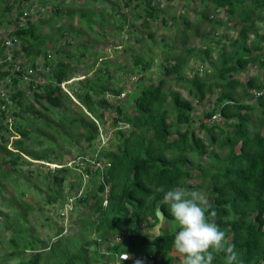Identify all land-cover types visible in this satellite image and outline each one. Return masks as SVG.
I'll return each instance as SVG.
<instances>
[{
  "label": "trees",
  "instance_id": "16d2710c",
  "mask_svg": "<svg viewBox=\"0 0 264 264\" xmlns=\"http://www.w3.org/2000/svg\"><path fill=\"white\" fill-rule=\"evenodd\" d=\"M25 1L27 7L20 11V14L28 20L36 15V19L21 26L18 25L20 22L18 17L15 28L8 33L9 41L14 45V59L11 64L3 57L0 63V81L6 84L5 78L10 75V83L14 87L18 82H29L28 89L32 91L33 102L38 104L39 109L31 103L24 106V115L14 109L9 113L12 123L10 124L8 120L6 125L1 124V120L4 119L3 114L0 115V141L4 143L8 141L9 136L5 137L2 134L6 127L16 137L12 143L14 150L0 146V150L6 153L7 158L0 163V171L4 168L19 175L22 172L20 164L23 161L30 165L33 161L48 160L51 158L50 154L61 150L52 145L56 143L55 137L43 130L29 127L24 116L30 115L32 125L42 122L46 128L53 129L60 140L75 143L74 147L83 141L86 149L94 155L92 160L101 163V166L96 167L94 164L91 165L90 161V164L85 161V165L79 167L80 175L85 174L88 177L91 175L95 178L92 186L85 193L81 192L80 197L77 198L76 193V186L79 184L78 174L73 176L75 180L70 182L69 186L70 191L74 193L73 206L81 205L89 216L86 221L88 223L85 222V228H82L83 231L86 230L89 235L98 233L108 242L117 237L124 238V243L113 248L114 251L122 254H145L149 256V261L155 264L168 263L170 253L174 250V237L179 226L174 231L163 233L156 238L145 234L143 229L157 224V208L164 214L165 222H175L168 205L162 204L163 196L173 188L184 187L188 190L201 191L207 197L211 205L208 214L216 212L215 223L226 233L230 243L235 245L242 264H264V72L257 73L245 82L239 79L243 71L256 65L264 68L262 53H259L264 42V32L260 33L256 24L258 9H261V18L264 19V0H197L193 12L199 18L202 17V21L212 25L207 33H199L195 28L197 26L192 27V34L203 42L201 45L205 48L200 47V50L188 48L183 56L165 57L166 65L169 61H174V64L170 66L160 64L161 77L157 82L148 83L143 74L148 70V64L139 54L135 55L133 64L140 68L135 84L137 93L131 98L133 108L130 113L125 112L122 105H113L106 98L107 92L119 96L124 89L120 85H116L114 89L109 83L114 77V72L119 74V65L114 71L110 69L109 62L101 61L97 68L94 62L90 68L85 69L92 74L84 79L79 89L71 90V96L76 97L78 101V114L70 113V109L67 108L71 104L70 98L59 84L70 79L68 77L72 74L70 71L77 63L80 64L81 59L86 58L88 51L90 52L89 45L92 41L87 37L88 31L84 30L83 26L90 31L95 23L96 29H103V26L111 27L112 32L121 31V41L128 42L131 34L128 13L118 12L119 3L109 0L98 2L109 3L111 9L118 12L116 15L107 12L103 6L98 10L93 5L94 0ZM131 1L133 0H123L119 6L121 9L129 7ZM181 1H185L183 4L185 6L189 0ZM13 2L19 3L18 0ZM141 4L145 16H142L138 9ZM159 6L158 0H134L133 13H136L138 17L136 19L141 22L138 30L135 27L130 30L135 37L142 38L140 29H144L145 38L150 44L158 43L163 50L171 53L173 47L167 43L166 37L157 36L149 31L150 21L157 19L163 10ZM12 7H5L1 13L7 15ZM211 7L213 14L208 13ZM248 7L250 10H247ZM45 9H48V12ZM239 9L240 17H237V22L229 28L235 29V38L229 37V46H226L225 43H221L222 34L219 35L217 31L214 33L216 28L222 26V21L215 18L222 10H227L230 18H235ZM3 15H0V18L3 19ZM62 16L71 18L72 22L75 21L79 29H76L72 22L67 25L65 23L56 25L55 21H59ZM180 18L183 23L179 30L175 29L174 35L179 36L180 33L184 44L190 36L186 27L189 22L184 17ZM160 20L163 25L169 21L167 17H161ZM170 23L174 28L177 25V18L173 17ZM44 25L49 27L39 34L38 31ZM170 25L167 27L171 28ZM104 33L103 30L102 35ZM61 39H64L63 43L57 45ZM0 43V50H4L6 42L1 39ZM33 48L35 52L32 51ZM44 48L56 55V59L51 64L48 63L49 66L45 61H49L48 57L51 55H46ZM62 51L65 53L60 56ZM75 51L78 53V60L74 56L77 55ZM21 54L31 61V65L28 64L29 61H26L28 63L15 61V56ZM94 55L95 53H92V56ZM196 57L200 62L208 63L210 71L206 70L202 74L196 67L194 69L189 63ZM38 58L43 60L42 63L45 64L43 66H47L46 70L50 72L47 82L36 86L37 92L32 89L33 80L27 79L25 69L33 72L35 69L43 68L38 67ZM151 58L149 64L152 62ZM67 60L75 62V65L71 67ZM3 67L5 69H2ZM130 72L135 73L133 69ZM123 74L122 71L121 76L125 77ZM167 79L174 82L175 88L185 90L189 98L183 97L180 91L174 90L172 86H167ZM254 92L261 94L254 98ZM213 95L215 97L211 98ZM21 97L22 99L24 97L23 89H16L11 93L10 100L19 107L23 104L22 99L19 100ZM206 98L213 104V108L197 116V106H194L193 102L200 104ZM2 103L0 97V104ZM107 107H113L116 112V117L112 120L114 125L123 122L131 126L128 133L117 127L114 144H108L110 149H106L108 145L102 144L99 138L103 113H98V110ZM54 109L62 113L63 117L60 116L57 121L46 119L45 112ZM214 114L220 115L226 127H221L215 122L209 124ZM195 122H198L197 127L201 136H198L195 130ZM29 135L33 137H28ZM32 138L36 139L37 144L47 142L49 145L36 150L31 144L26 143L27 139ZM71 139L74 142H71ZM94 144H98L97 148H94ZM60 157L61 155L57 153V157L53 156V159L57 158L61 163ZM82 158L83 156L79 155V160ZM2 164L6 166L1 167ZM58 165L60 168L48 169L43 176L47 181V184L43 182V185L49 191L47 203L57 202L58 194L53 192H56V188H63L66 175L69 174L65 165ZM105 185H109L110 190L107 204L103 206L101 194ZM36 193L32 205L25 210L30 211L34 202L40 198L38 191ZM0 203L5 206L3 201ZM22 204L23 201L20 202L17 212H14L16 217L23 212L20 209L23 207ZM4 213L5 209L0 208L1 224H4ZM14 224L15 222L6 226V229L12 232L8 240L10 251L0 250L2 253L0 264H9L8 259L20 256V251L16 249L19 246L18 242L23 241H26L23 245L26 252L34 255L29 256L27 260L19 259L16 264H92L100 260L88 254L87 246L90 239L87 237L82 241L78 240V233L75 234V231L70 238L64 241L57 240L47 247L36 237L29 239H26L25 235L21 237ZM59 234L61 236V233ZM125 235L128 237L125 238ZM36 245H40L41 249L48 248L43 262L40 253L36 252ZM225 262V254H215L213 264Z\"/></svg>",
  "mask_w": 264,
  "mask_h": 264
},
{
  "label": "rangeland",
  "instance_id": "374dc122",
  "mask_svg": "<svg viewBox=\"0 0 264 264\" xmlns=\"http://www.w3.org/2000/svg\"><path fill=\"white\" fill-rule=\"evenodd\" d=\"M18 1L19 3L16 4L13 2V0H0V15H3L1 12L4 11L5 7L7 6L14 7V8L12 7V9L9 10L7 15L5 16L3 15V19L0 18V40L3 39L7 43L9 41L8 33L15 28V25H16L15 21L18 20V17H20V22H18V25H21V26H24L28 22H33L36 19V15L32 16L31 19L28 20L24 15L20 14V11H23L24 9H26L27 2L25 0H18ZM109 1L117 2L119 3L120 6L123 3V0H109ZM158 1L160 3L159 8H162L163 10L157 19L153 20V22L150 21L149 31L152 33H155L157 36L164 35L166 37L167 43H169L173 47V50L171 53L168 50H163V48H161L158 43H156L155 45L150 44V42H148V40L145 38L146 32L144 29H140V32L142 33V36H143L142 38H137V36L135 37L133 35L130 29L133 30L135 27L138 30L139 22H141L138 19H136L138 18L136 13L135 14L133 13L134 8L132 6H133L134 0L129 3V7H122L121 9V7L117 5V7L119 8V11L118 9L116 10L120 12L121 14L128 13L127 20L129 23L128 25L130 26L129 32L131 33L129 35L130 41L128 42L121 41L120 40L121 31H117V33L112 32L110 30L111 27H108V26H103V29H96L95 24L97 23H95L94 28L92 27V31L88 30L87 28L83 26V29L88 31L87 37L91 39L92 43L89 45L90 52L88 51L86 53V58L81 59L80 64L77 63L76 66L70 71L72 72V74H70L68 77L72 80V83L69 84L67 87L66 85L64 86L66 91L69 92V94H66V93L64 94H66L68 98H70V101H71V104L69 105V107H67L68 109H70L69 110L70 113L78 114V101L76 97L71 96V90L77 89V88L79 89V87L85 81L84 79H87L92 74V72L87 71L85 69H87V67H89L90 65L92 66L94 62H96L95 64L96 68L97 66L101 65L102 63L101 61H105V63L109 62L110 69L114 71L117 70L118 67L116 66L119 65L120 67L118 68V70L120 71L119 74L114 72V77L110 80L109 83H110V87L114 89L116 85L123 86L124 89L122 90V93L119 96H114L110 94L109 92H107L106 98L113 105H118V104L122 105L124 107V111L130 113L132 112V108H133V103H132L131 98L137 93L136 88H135V84H136L135 79L139 76L138 70L140 68V67H135L133 64L135 55L139 54L144 59L146 64H148V67H147L148 70L145 73H143L145 76V79L147 80L146 83L150 81L157 82L158 79L161 77L160 74H162L161 73L162 69H161L160 64L161 65L166 64L164 60L165 57H168L169 55L183 56L186 49L193 47V46L197 48V46H201V44H203V42L199 40L195 36V34H192L193 33L192 27L197 26L195 28L199 33H207L208 29L212 28V25H210L209 23L205 21H202L203 18L201 17L200 19L199 16L193 12V7L196 5L197 0H193V1L189 0L186 2L187 5L185 6L183 5L185 1H181V0H175L173 2L172 1L170 2L168 0H158ZM93 5H95L98 10H101L103 6V8H105L107 12H113L115 13V15L118 13V12H114L111 9L112 6L109 5V3H107L106 1L104 3H99L98 0H94ZM142 6L143 4H141V6H139L138 9L141 15L145 16V11L142 8ZM64 10L65 8L63 9V11ZM247 10H250V7H248ZM46 11L48 12V9ZM212 11H213V8L211 7L208 13L213 14ZM260 11L261 9H258L256 13V15H258L257 20L259 19L258 21L256 20V24L258 28L260 29L259 32L263 33L264 32V19L261 18ZM240 15H241V9L237 11L235 18H232L231 20H226L228 17L227 12L220 11L218 12V17H216L215 19L226 21V23L219 21L223 25L220 27L225 29L227 28L226 24L228 22H229L228 26L233 25L234 22L236 23L237 17H240ZM180 16L186 18L189 22L186 25V27L188 28L187 34H189L190 37L189 39H187V41H185L183 46L180 44V41H181L180 33H178L179 36L174 35L175 29L179 30L180 29L179 27L183 23L181 22L182 20ZM161 17L168 18L169 21L167 22L166 25H163L164 23L160 20ZM173 17L177 18V25H175L174 28L170 25L171 24L170 21L173 20ZM71 22H72V19L66 16H62L59 21H55V23H57L56 25H58L59 23H65L67 25ZM72 25L76 27V29H79L75 21L72 22ZM168 25H170L171 28H168L167 27ZM48 27H49L48 25H44L43 28H41L38 31L39 34H41L40 32L43 33L45 29H47ZM218 28L214 30V33L216 32ZM125 29L126 27L124 26L123 30ZM103 30L105 31V33L102 35ZM52 33L53 32L51 31V34ZM210 35H208V37H210ZM63 41L64 39H61V41L58 42L57 45H61ZM0 49H1V43H0ZM43 50L46 55L48 54L51 55L50 57H48L49 61L47 60L45 61L47 65L48 63L51 64L53 60L56 59L55 53L51 50L46 51L47 50L46 48H44ZM32 51L35 52V48H33ZM49 51H51V53ZM0 52H1L0 54V63H1V61L3 60V57H5L8 51L0 50ZM64 53L65 51H62L60 56H62ZM92 53L93 54L95 53V55L92 56ZM76 54L77 55H74V54L73 55L76 57V60H78L77 59L78 53L76 52ZM17 56L18 57L15 56L16 62L21 61L25 63L26 61H29V63L28 62L26 63L31 65V61L27 59L24 54L17 55ZM40 57H42V55ZM148 57L150 58L152 57L151 58L152 62L150 64H149L150 58L148 59ZM262 58H264V55H262ZM61 60H63V58ZM42 61L43 60L38 58L37 63H38L39 68L45 65L42 63ZM67 61L70 62L71 67L75 65V62L71 60H67ZM46 67L47 66L45 67L43 66V68L40 70L35 69L33 70V72H30V69L29 70L25 69V72L27 74V79L33 80V88L37 92H38V89L36 88V86L45 84V82H47V79L49 77L50 71L49 70L46 71L45 69ZM2 69H5V67H3ZM131 69L135 71L134 74L130 72ZM122 71L124 72L123 75L125 77L121 76ZM260 72H264V68L260 67L259 65H256L252 67L251 69L243 71V74H241L240 77L237 76V78L239 77V79L241 78L240 80L245 82L247 79H249L250 77ZM39 76L41 77V79H38ZM95 84L97 85V82H95ZM0 86L4 87L5 94L12 93L16 89H23L24 97L23 99L22 97L19 99V100L22 99V103H23L21 106H19V112L22 115L25 114L23 112V109L27 103H31L35 107H37V109H39L38 104H36V102H33L32 91H29L28 89L29 82L27 81L18 82L16 87H14L12 83L6 82L5 84L4 81L2 82L0 81ZM167 86H173V81L170 79H167ZM25 92L27 95H25ZM214 97H215L214 95L211 96V98H214ZM186 98L188 99L189 97H186ZM193 103H194V106H197L196 107L197 116L201 115L203 112H208L213 108V104L211 102H208V98H206L200 104H197L195 102ZM101 112L103 113V123L100 125V129H99L100 131L99 138L101 140V143H105L106 146L108 144L110 145V143L114 144L115 142L114 133L117 130V127L122 129L126 133H128L131 130V126L129 124H127L124 127L125 124L123 122H120L118 125H114L112 123V120L116 117V112L114 111L113 107L99 109L98 113H101ZM45 116H46V119L57 121V119L60 116L63 117V114L58 113V110L54 109L51 112L50 111L45 112ZM24 118H26V123L29 124V127L32 126L34 129L43 130L49 133L50 135H52L53 137H55L56 143L52 145H55L58 149H61L60 151L57 152L61 155V157L59 158L61 163H59L57 158L56 160L53 159V156L57 157V153L54 152L53 154H50L51 158L48 160L39 161V162L33 161V163H31L30 165H28L26 161H23L20 164V167L22 168V172L19 175H16L15 172L11 173L10 170H6L4 168L1 169L0 171V179H1L0 180V188H1L0 199L2 200H0V202L3 201L6 207L0 203V208L5 209V213H4L5 220L3 222L4 224H1L2 221L0 220V239H2V241L0 242L1 244L0 250H3L4 252L10 251L9 246H8V240L10 239L12 232L7 230L6 226H10L11 224H13V222H15L14 225L16 226L18 233L20 231L21 237L24 235L26 239L36 237L41 242L45 243V246L47 247L48 245H50V243L52 242L54 243L57 240L64 241L66 240V238H70L73 231H75V234L78 233V240L82 241L83 239H86L87 237L89 240L93 233L89 235L86 230L84 231L82 230V228H85L84 224L89 217L86 209L82 207L81 205L78 206V204L75 206H72L70 217H68L70 209H67L65 205L69 203V199L72 196H74V193L71 191H69L68 193H65L63 189L68 188L70 182H73L75 180L73 176L78 174L79 184L76 186V191H77L76 193L78 197H79V191L83 193H85V191H88L89 187L92 186L93 180H95V178L91 175H89V177L86 176L85 174L80 175L79 170H81V168L79 167L84 166L85 161L86 162L91 161L92 156L94 155L86 149L83 141L74 147L75 143H70L69 141L66 142V141L60 140L59 137H56L54 130L50 128H46L42 122H39V123L36 122L32 125V119L30 115L26 114ZM195 123H196L194 126L195 130L198 133V136H201L202 134H200L201 132H199V128L197 127L198 122H195ZM1 124L2 125L4 124L3 121ZM219 126L226 127V125H223V122L220 123ZM2 134L5 137L9 136V140L7 143H2V145L0 146L5 147L7 149L14 150L15 147L11 143L14 142L16 137L13 136V132L9 131V128L6 127L2 131ZM28 137H33V136L29 135ZM70 141L74 142L73 139H71ZM8 143L10 145H8ZM26 143L31 144L32 147H34L36 150L47 147L49 145L47 142H43L42 144H37L35 138H32L31 140L27 139ZM97 145L98 144H94V148L95 147L97 148ZM109 145L106 149H110ZM49 147H54V146H49ZM78 147H79V150H78ZM79 155L83 156V158L80 160H79ZM5 156H6V153L0 150V163H3L2 161L4 159H7ZM58 164L65 165L64 167L68 169L69 174L66 175V181H65L63 188L62 189L56 188V192H53V193H56V195L58 194L57 202L47 203L49 191L43 185V182L47 184V181L44 180L43 176L46 175V173L48 172V169L59 167ZM5 166H6L5 164L1 165V167H5ZM92 170L94 169L92 168ZM36 191H38V193L40 194V198H38V200L34 202L32 209L30 211L25 210V209H29L30 206L32 205V201H34L37 195ZM21 195L23 196L21 197ZM19 196H20V199H18ZM21 201H23V204H22L23 207H21L20 209L23 212L19 214L18 217H16L14 212H17V208L20 207ZM65 211L67 215L65 216V214H63V216L59 218V212L61 214V213H64ZM176 227H177L176 222L167 221L163 225L162 230L163 231L164 230L174 231ZM76 228L78 229L75 230ZM59 233H61V236H60L61 238H59V235H60ZM26 234L28 235L26 236ZM25 242L26 241L18 242L19 246H17V249H16L20 251L19 253L20 257L23 258V260H27L29 256L34 255L30 252H26L25 248H23V245L25 244ZM80 245L81 244H79L78 247H80ZM35 248L37 250L36 252L40 253V256L42 258L41 261L43 262L47 254V250L41 249L40 245H36ZM23 251L25 253H23ZM0 254L2 255L1 252ZM88 254L91 256L92 253L89 252ZM141 256L142 254L135 253V255L130 256L131 258L128 259L127 261L121 259L119 260V263L137 264V261H139L141 264L142 263ZM123 258L125 259V257ZM17 261L18 259H16V257L7 260L9 264L15 263ZM103 261L105 260L103 259ZM92 264H107V263L97 261V262H93Z\"/></svg>",
  "mask_w": 264,
  "mask_h": 264
},
{
  "label": "clouds",
  "instance_id": "9594fccd",
  "mask_svg": "<svg viewBox=\"0 0 264 264\" xmlns=\"http://www.w3.org/2000/svg\"><path fill=\"white\" fill-rule=\"evenodd\" d=\"M222 11L224 12L225 10H222ZM225 12H227L228 14L227 10ZM231 19L232 18H230L228 14V17L226 20H231ZM222 22L226 23V21H222ZM228 24L229 22L226 24L227 28L223 29L219 26V28L216 30L219 35L222 34L223 38H221V43H225L226 46H229V41H228L229 37L231 39L235 38V34H234L235 29L234 30L229 29L230 27L234 26V23L231 26H228ZM215 35L218 36L217 34ZM182 41L184 40L181 38L180 44L183 46L184 44L182 43ZM5 46L6 47L4 48V50L8 51L7 44H5ZM10 47H13L14 49L13 44ZM200 47L203 49L205 48L202 45L197 46V48L196 47H190V48H195L197 50H200ZM262 47L263 49H261L259 53L260 54L262 53V55H264V42L262 43ZM13 49L11 51H8L11 54L10 59H8L7 54L4 57L8 61H10L9 63L11 64H13L12 61L14 59ZM262 60H264V58H262ZM192 62H194L192 67L194 69L196 67L198 69L197 71H199L200 73L203 74L204 71L206 70L210 71L209 66H207L208 63L200 62L197 57L195 59H192ZM173 64H174V61H169V63L167 65L165 64L164 66H170ZM138 77L135 79L136 81ZM5 81L9 83L11 82L10 75H8V77L5 78ZM71 83H72V80L69 79L68 81L62 82L61 84H59V86L61 87L62 90H64L61 85H64V86L66 85L67 87ZM32 89L35 90L34 88ZM0 90L2 91V93H0V97L2 98V102H3L2 104H0V115L3 114L2 118L4 119L1 121H3V123L6 125L7 119H9V113L12 112L15 107H16L15 109L19 111V107L13 101L10 100L11 93L5 94L4 87L2 86L0 87ZM64 92L69 94V92L66 91V89L64 90ZM256 93H259V95L261 94L260 92H254V98H257L259 96V95L256 96L255 95ZM2 107H4V109H2ZM215 115L219 116V121L215 123L220 125V123H222L221 117L219 114H214L213 116ZM212 118L211 120H209V124L213 123ZM125 126L126 125H124V127ZM8 140H9V137H8ZM2 143H4V141H0V145H2ZM102 144H105V143H102ZM8 145L10 144L8 143ZM90 162H91V165L94 164L96 167L101 166V163L96 160H91ZM56 168H60V166ZM56 168H53V169H56ZM69 191H70V186L64 189L65 193H68ZM80 196H81V191H79V197ZM71 198L74 199V196H72ZM77 198H78V195H77ZM68 204L69 203L65 205L66 208ZM162 204L168 205V209L171 213V216L174 218L176 224L179 226V230L177 231L174 237V250H175V253L178 255V257L180 258V264H213V261L215 259V254L217 253L225 254V257H226L225 264H242L235 250V245L230 243V240L227 237L226 233L222 231L218 227V225L215 223V218L217 215L216 212L212 211L210 214H208L209 208L211 207V205L209 204L207 197L201 191L188 190L184 187H176L166 192V194L163 196ZM72 206H73V202L71 203L70 212L68 214V217H70ZM157 212H158V215L161 217V219H166L164 218L163 213L161 212L160 209H158ZM61 217L62 216L59 212V218ZM153 230L157 232L156 227H154ZM94 237L100 238L102 242L98 243L97 241L94 240ZM111 243L112 241L108 242V240L106 239L103 240L98 233H93L90 238V243L87 246V250L88 252H91L92 253L91 255H93L96 259H100L98 260V262H103L107 264L111 263L113 256L108 257L102 254V251L117 253L118 255H121L122 258L125 255V260H128L131 258L129 256L131 255V253L122 254V252L114 251L113 248H116L118 245L110 246L109 244ZM121 243H124V241H122ZM46 250H48V248H46ZM103 259L105 261H103ZM137 264H140V262L137 261Z\"/></svg>",
  "mask_w": 264,
  "mask_h": 264
},
{
  "label": "built area",
  "instance_id": "2783aa9c",
  "mask_svg": "<svg viewBox=\"0 0 264 264\" xmlns=\"http://www.w3.org/2000/svg\"><path fill=\"white\" fill-rule=\"evenodd\" d=\"M7 44V47H8V51H11L12 49H13V47H10V46H12V44L10 43V42H8V43H6ZM9 54V55H8ZM7 55H8V59H10V57H11V54L10 53H8L7 52ZM62 86V88L65 90V88L63 87L64 85H61ZM0 93H2V91L0 90ZM256 96L257 95H259V93H256L255 94ZM2 109H4V107H2ZM8 120H9V122H10V124L12 123V120H10V119H7V122H8ZM219 121V116L218 115H215V116H213V118H212V122H218ZM98 165V164H97ZM109 190H110V187H109V185H105V187H104V190H103V193L101 194V196L103 197V202H102V205L103 206H105L106 204H107V198H108V195H109ZM73 198H71L70 200H69V204L67 205V209H70V206H71V203L73 202ZM63 214H65V216L67 215L66 214V211L64 212V213H61V216H63ZM125 238H127L128 236L127 235H125L124 236ZM123 239L124 238H122V237H117L115 240H113L112 241V243L111 244H109L110 246H117V245H119L122 241H123ZM94 240L95 241H97L98 243H101L102 242V240L100 239V238H98V237H94ZM102 254H104V255H106V256H113L112 257V261H111V263L110 264H121V263H119V260H121V255H118L117 253H112V252H108V251H102ZM122 259H124V258H122ZM125 260V259H124ZM154 264V263H153Z\"/></svg>",
  "mask_w": 264,
  "mask_h": 264
},
{
  "label": "crops",
  "instance_id": "0c3cea01",
  "mask_svg": "<svg viewBox=\"0 0 264 264\" xmlns=\"http://www.w3.org/2000/svg\"><path fill=\"white\" fill-rule=\"evenodd\" d=\"M193 47H195V46H193ZM191 66L194 64V62H192V60L190 61V63H189ZM175 86V84H174V82H173V86H172V88L174 89V90H178V91H180V94L181 95H183V97H188L187 96V93L185 92V90H183V89H181V88H175L174 87ZM184 94H186V95H184ZM164 224H165V221H164ZM167 224V223H166ZM177 227H178V225H177ZM176 227V228H177ZM175 228V229H176ZM168 229H170V228H168ZM170 232H172V230L170 231V230H162V233H170ZM139 254V253H138ZM133 255H135V253H132L130 256H133ZM124 257H125V255H124ZM142 263L141 264H153L154 262H151V261H149V256L148 255H145V254H143L142 256ZM16 259H18V261H19V259H22L23 260V258H21L20 256H17L16 257ZM17 261V262H18ZM127 261V260H126ZM16 262V263H17ZM11 264H15V263H11ZM155 264V263H154ZM165 264H180V258L178 257V255L175 253V250H173L171 253H170V260H169V262L168 263H165Z\"/></svg>",
  "mask_w": 264,
  "mask_h": 264
},
{
  "label": "water",
  "instance_id": "95a60500",
  "mask_svg": "<svg viewBox=\"0 0 264 264\" xmlns=\"http://www.w3.org/2000/svg\"><path fill=\"white\" fill-rule=\"evenodd\" d=\"M158 209H160V208L156 209L157 224L152 226V227H145L143 229V232L152 238H156V237L160 236L161 234H163L162 233V227L164 225V219H161V217L158 215V212H157ZM163 216H164V214H163ZM154 227L157 228V232H155V230H153Z\"/></svg>",
  "mask_w": 264,
  "mask_h": 264
},
{
  "label": "bare ground",
  "instance_id": "6f19581e",
  "mask_svg": "<svg viewBox=\"0 0 264 264\" xmlns=\"http://www.w3.org/2000/svg\"><path fill=\"white\" fill-rule=\"evenodd\" d=\"M261 21V20H260ZM234 22V21H233ZM235 23V22H234ZM262 26V25H261ZM237 30V29H236ZM239 31V30H238ZM235 33V32H234ZM237 35V34H236ZM252 38V37H251ZM254 38V37H253ZM256 100V99H255ZM257 102V101H256ZM213 124V123H212Z\"/></svg>",
  "mask_w": 264,
  "mask_h": 264
}]
</instances>
